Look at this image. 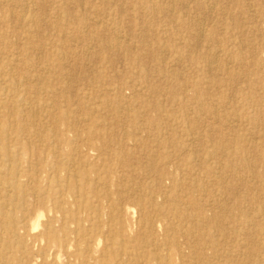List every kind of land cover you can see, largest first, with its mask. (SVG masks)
<instances>
[{"label":"bare ground","instance_id":"6f19581e","mask_svg":"<svg viewBox=\"0 0 264 264\" xmlns=\"http://www.w3.org/2000/svg\"><path fill=\"white\" fill-rule=\"evenodd\" d=\"M10 1L20 7V12L5 16L1 14L0 9V21L5 24L13 20L11 24L23 31L8 34L6 31L0 30V42L9 40V38L16 39V41L25 39L26 41V37L28 38L32 32L31 28L41 21L43 12L40 10L38 17L32 14L29 19H26L29 8H31V12L36 11L33 9L38 4L37 0ZM143 4L148 6L152 12H157L159 8L150 0H144ZM70 15L68 13L66 16L68 22L65 23L68 26L75 21V18ZM59 20L61 24L64 17L57 21ZM89 20L91 22V19ZM97 27L99 28V26ZM57 32L61 34V37L59 35L60 38H57L62 40H60L62 44L60 49L56 43L48 47L49 49L44 48V53L40 50L42 51L40 53L43 54H40L39 60L37 59L35 62L28 58L27 54L30 52V48L27 47L21 54L19 53V56H22L20 62L15 60V65L9 67V63L13 62L9 55L13 57L14 54L7 49L8 44L5 48L0 49V117H5V120H0L2 121L1 126L3 125L0 130V193L1 191L5 193L4 196L0 195V264H28L29 255L32 253L36 255L37 259L31 264H264V231L254 232L255 235L263 236V241L262 239H260L262 242L258 241L257 250H254L253 244V250H248L245 245L237 242L238 236L246 233L243 230L241 232L234 230L239 226L246 229L252 228L254 219L257 217H261L260 219L264 223V204L246 210L232 194L233 191L224 184L228 172L231 176L237 173L232 164L227 162L228 158L234 156L244 163L242 166L245 171H243L247 175H254L250 168L251 165L242 153L240 137L238 135L230 137V140L226 141L224 145L222 144L224 143L222 134L216 135L217 138L207 136V131L213 129L208 123H205L204 119H202L204 122H198L197 119V121H189V117L187 119L184 112L189 108L191 112L198 115L203 113L214 118L215 121L219 119L216 108L212 106V103H210V108V104L207 102L212 99L205 98L203 100L202 98L201 91L204 86L200 90L195 89L193 97L190 98L186 89L192 86L196 87L198 84L188 80L182 84L184 86L181 88L184 92L182 97L170 92L167 93L169 96L167 98L161 96L163 94H159L160 99L154 102L144 100L136 105L128 101L118 105L116 109L121 114L117 118L118 122L131 127L123 134L120 133L119 137L116 134L104 133L103 129L99 127L100 124L94 125V123V129L89 128L79 132L75 126L78 120L71 117V106L67 104V100H64L63 108L59 107L56 101L52 104L48 102L49 96L56 97V99L63 98L62 92L65 88L56 84L60 77L54 78L56 81L54 83L62 90L52 89L49 84L48 86H39L40 79L45 83L53 80V77L49 78V76L54 71L62 69L60 67L63 65L65 57L67 58L64 51L71 50L64 42L68 34L63 32L62 28H58ZM76 32L73 37L79 39ZM197 32L199 33L196 35L201 37V31ZM41 38L37 40H41ZM214 39H212L213 42L218 43ZM9 44L11 43L9 42ZM212 44L211 48H213ZM210 47L208 49H211ZM31 49V51H35L33 45ZM207 52L209 51H204V53ZM256 52L258 53V51ZM197 53L200 54V51ZM69 54L73 55L74 52ZM93 55L92 57H95ZM241 55L242 53L231 51L229 57L232 58V62L236 61L243 68ZM210 57L213 58L211 55ZM200 59L202 58L200 57ZM203 61L201 64L205 63L206 65L203 67L209 69V73L213 72L215 68L212 69V66L215 60L207 58ZM254 64L257 70L264 74V59L255 58ZM23 69L26 71L24 74L22 73ZM222 69L224 68L218 66V70ZM62 71L59 75L61 79H64L67 75ZM227 72H223L227 75L222 76V78L224 76L226 78L209 83L216 88L224 86L230 91L235 90L234 84L238 82L236 78L240 76V71L238 72L236 68L235 73ZM236 72L238 73L236 74ZM214 77L217 79V76L214 75ZM211 78L213 79V77ZM248 78L251 77L248 76ZM175 81H171V83L177 88V80ZM246 82L243 83L246 85ZM155 88V86L152 89L147 86L146 89L156 92ZM66 89L68 90V88ZM209 89L207 88L208 91ZM219 90L221 89L219 88ZM242 91L244 90L238 88L233 92ZM247 96L249 93L239 97L242 101H246ZM67 97H69L68 93ZM70 97L72 96L70 95ZM262 101L261 105L259 104L261 108H259L264 111V100ZM234 102L235 100H233ZM169 103L179 105V111H183H180L182 113L180 118L182 120L184 118L185 125L190 129L193 127L195 130L199 128L200 130L203 128V130L201 132L199 130L195 137L190 136L188 128H186V132L180 130L179 133L183 132L181 134L185 136L184 141L180 143L175 137L176 130L179 128L177 122L179 118L169 116L166 108ZM223 105L226 106L225 101L220 106ZM243 105L247 107V103H243ZM41 111L44 113L41 114ZM197 114L194 115V118ZM86 118L88 117L86 116ZM92 118L94 117L92 116ZM137 119L149 121L136 124L135 120ZM230 121L232 120L230 119ZM228 126L226 127L229 128ZM257 130L259 129L257 128ZM143 135L146 136L145 140L142 137L138 138ZM23 137L35 138L40 144L33 146L28 141L22 142ZM245 138L247 139V137ZM146 142L156 143L162 149L171 147L173 154L184 153L185 145L191 146L192 150L185 153L183 158L179 155L180 157L176 156V159H173L167 155V151L159 153L149 149L146 154L145 152L143 154L145 162L142 164L143 162L138 158V148H144ZM8 143H12V145L9 146ZM133 147L138 148L134 150ZM22 152H24L25 158L22 157ZM6 160L10 161L9 165H6ZM263 161L262 165L264 166ZM260 167L262 168V166ZM139 178L143 179L141 185L136 183ZM257 181H264V175ZM257 181L256 185L259 184ZM262 183L258 191L261 198L264 199V184L262 185ZM256 193H258L257 190ZM224 195L233 200V207L225 208L220 204ZM216 209H219V213L222 212L219 218H224L226 225L233 226L229 230L230 244L227 242L225 232L211 223L212 218L218 216Z\"/></svg>","mask_w":264,"mask_h":264},{"label":"rangeland","instance_id":"374dc122","mask_svg":"<svg viewBox=\"0 0 264 264\" xmlns=\"http://www.w3.org/2000/svg\"><path fill=\"white\" fill-rule=\"evenodd\" d=\"M115 1L65 0L64 2V0H37L38 4L33 9H36V11L31 12V8H29L25 18L29 19L32 14L35 15V17H38L37 15L41 10L43 12V16L41 17V21L44 19L42 21L43 23L41 21H38L36 25L37 27L35 26L31 28V31L33 33L31 32L30 36L28 35V38L26 37V41L25 39H19L16 41V39L14 40L9 38V40H2L0 42V49L2 47L5 48L8 44L7 49H9L14 54L13 57L9 55L10 60H13V62L9 63V67H13L15 65V60H19L20 62L22 56L19 55L24 48H30V52L27 54V56L34 62L37 61V59L39 60L40 54L44 53V48L49 49L48 47L57 43L60 49V45H62L60 42L61 39L59 40L57 38H60L61 34L57 32V29L62 28V31L68 34L64 39V42L71 49L70 51H64L67 55V58L65 57L63 65L60 67L62 68L60 71L64 69L63 71L65 72L67 77L61 79V76L59 75L60 71L58 69V71H54V73L49 76V78L53 77V80L45 83L42 82V79H40V85L38 84V82L37 85L48 86L49 84L52 89L60 90H62V88H59L58 86L61 87L62 85V87L65 88L62 92L63 98L61 97L56 99V97L54 98L52 96H49L48 102L52 104L54 103V101H56L57 105L63 108V106H65L64 100H67V104L71 106V117H75V119L78 120V123H76L75 126L76 129H79V132H83L84 130H87L89 128L94 129L95 124H100L99 127L103 129L104 133L116 134L118 135V137L126 130H130L131 128L128 127V125L125 123L118 122L117 118L121 115L118 109H116L118 105L124 104L128 101L133 102L136 105L144 100L154 102L156 100H159L161 96H165L166 98L169 97L167 93L170 92L178 94L179 97H182L184 93L181 89L184 87L182 86V84L184 82H188V80H190L189 82L198 84V86L196 87L192 86L191 88L188 87L186 89L187 95L190 98L193 97V93L196 90H200L202 89V86H204V90L202 89L201 91V94L203 96L202 98L203 100L205 98L212 99L209 100L211 102H207L209 104L212 103V106L216 108V112L219 116V119L217 120L218 122L215 121L214 118H210L203 113H201L202 115L200 114V119V115L195 112H191V109L189 108L184 110L187 115L186 117L187 119L189 117V121H194L197 119L198 122H204L205 120V123H208V125H210L213 129L211 131H207L209 133H207V136H215L214 138H217L216 135L222 134L224 138V143L222 144L224 145L226 141L230 140V137H234L236 135L240 137V140L242 142V153L247 159L249 165H251L250 168H252V171L254 172V175H252L257 176L253 178V176L247 175L244 172L245 168L243 169L242 166L244 165V163L240 162L239 158L234 156L228 158L227 162H230L232 164L234 170H237V173H235L234 176H231L228 172L225 177L226 183L224 182V184H226V186L231 189V191H233L232 194L235 196V198H237L239 203H241V206L246 210L256 208L257 206H262L264 204V199L261 198L258 190L259 187H261V183L263 182L262 185L264 184V181L260 182L257 180H259V178L261 179L264 175V166L262 165V160H264V111L260 109V105L263 102L262 100H264V74L257 70V67L254 64V60L255 58H259L261 60L264 59V0H172V2L171 0H150L153 4L159 7L157 9V12H152L148 8V6L144 5V0ZM0 4V9L2 11L1 14L5 16H10L11 14L14 15L20 12V7L13 1L0 0ZM63 5L64 7H62ZM208 11L210 12L208 13ZM57 12L59 13L57 14ZM68 13L71 14L70 16L72 18H75V21H73L74 23H72L70 26L66 25V23L68 22L66 20V16L68 15ZM61 17H64V20H61L62 25L60 24V20L57 21ZM89 19H91V22ZM11 23H13V20L5 24L0 21V30L6 31L8 34L23 31L21 28L15 27ZM97 26H99V28ZM197 31H201V37H198V35H196L197 33H199ZM75 32L77 33L79 39L73 37V34ZM115 36H117V38H115ZM118 37L121 38V40H119ZM39 38H41V40H37ZM196 39L198 40L196 41ZM212 39H214L215 42L218 41V43L215 44ZM9 42L11 44H9ZM210 43H213V48L210 47ZM217 44L222 45L218 47ZM32 45L35 48V51H31ZM197 45L201 47L199 48ZM111 46L112 48H110ZM208 47H210L211 49H208ZM194 48L198 52L200 51L201 55L197 53L196 50L194 51ZM40 50H42L43 53H40L42 52ZM36 51L37 53H35ZM190 51H192L193 53H190ZM204 51L209 52L204 53ZM231 51H235V53L239 54L242 53L241 57L242 64L244 66L243 68L240 67L236 61H233L234 63L232 62V58L229 57ZM256 51H258V53ZM68 52H74V54L70 55ZM194 54L196 57L194 56ZM205 54H210L213 58H211L210 55L206 57ZM68 55H70V57H68ZM92 55L95 57H92ZM200 57L202 59H200ZM203 57L205 59L208 58L209 60H215V63L212 66V69H215H213V72H210L211 74L208 72L210 71L209 69L203 67L206 66L205 63L201 64L204 62L203 60H205ZM94 58L97 61H94ZM100 59L102 60L100 61ZM178 59L180 60V62ZM162 61L163 63H161ZM217 61L219 65L217 64ZM72 63L75 66H73ZM214 65H218L220 68L224 69L218 70V66L216 67ZM194 68L196 71L194 70ZM236 68L238 72L240 71V76L241 73L243 74L241 77L237 76L238 78L236 79L238 82H235L234 84L236 89L241 88L244 90L242 92H239L240 95L239 93L233 92L236 89L231 90V92L229 88L223 86L219 87L221 90L218 91L219 88H216L210 84L212 83V81L222 80L226 78L225 76L224 78H222V76L227 75L224 74L227 71H232V73H235ZM25 72L26 71L23 69L22 73L24 74ZM238 72H236V74ZM214 75L217 76V79H214ZM245 75H248L251 78H248V76L246 77ZM56 77H60L59 81H62H58V83H56V81H54V78ZM211 77H213V79ZM175 80H177V88L171 83V81L176 82ZM243 82H246V85L248 84V87H246L245 83ZM238 83L242 84L239 85ZM147 86H149L151 89L153 86H155V89L157 91L155 92L153 90L152 93L151 91L146 89ZM66 88H68V90ZM207 88H210L209 91L207 90ZM247 89L249 90L248 92ZM67 93L69 97L70 95L72 97H67ZM248 93L249 96H247L246 101H242L239 96ZM159 94L163 95L159 96ZM232 95H234V97H232ZM233 100H235L234 103ZM193 101L195 100L193 99ZM224 101L225 105L228 102L230 103H228L226 106H220ZM243 103H247L246 106L248 108L245 107ZM234 104H236L235 107ZM218 105L220 106V108H218ZM209 107L211 108V104ZM232 107H234L235 110ZM166 108L169 116L172 115L174 118H179L177 120V122L179 123V128H177V134L175 136L178 141H180V143L181 141H184L183 139L185 136L181 134L183 132L179 133V131L183 130L186 132V128L189 129V132L191 133L190 136L195 137L200 128L195 130V128L191 127L190 129L187 125H185L184 118L183 120L180 118L182 114L181 112L183 111H179V105L177 106L175 104L172 105V103H169L166 105ZM140 109L143 110L145 108ZM42 111L41 114L44 113ZM195 114L197 115L194 118ZM86 116L88 118H86ZM92 116L94 118L91 119ZM236 116L239 118H237ZM1 119L3 121L5 120V117L2 116L0 117V120ZM230 119L233 122L230 121ZM246 120L248 123L246 122ZM2 121H0V130H2L3 128V125L1 126ZM147 121L149 120L141 121L140 119H137L135 120V123L141 124L146 123ZM231 123L236 128H234ZM226 126H228L229 128H227ZM242 127L245 129H243ZM257 128L259 130H257ZM234 129L237 130L238 134L236 130L234 131ZM201 130H203V128H201ZM243 131H245L246 134ZM194 132L196 133L194 134ZM139 137L144 138V140L146 139L145 135L138 136V138ZM245 137H247V139ZM138 138L136 136V139ZM247 140L250 142H248ZM26 141H28V143L33 146L40 144L35 138L23 137L22 142ZM246 142L248 143L245 144ZM250 143L252 144L250 145ZM8 144L9 146L12 145V143ZM145 145L146 146H144V148L133 147L134 150H137L138 148V158L141 159V161L143 162L142 164H144L145 162V159H143V154L144 152L146 154L147 150L149 149L159 153H162L163 151L165 153L167 151V155L173 159H176V156L178 157L179 155L181 156V158H183L185 153H189L192 150L191 146L185 145L184 147H186V149L184 148V153L177 152L178 154H173L171 147L162 149V147L160 148V146H157L156 143L153 144L150 142H146ZM21 155L23 158H25L24 152H22ZM9 164L10 161L6 160V165ZM254 165L257 169L254 167ZM260 166H262L263 169ZM215 173H218V171H215ZM256 181L257 183H259L258 185H256ZM136 183L141 185V183H143V179H137ZM256 190L258 193H256ZM4 194L5 193L1 191L0 195L4 196ZM220 204H222V206H224L225 208H231L233 207V200H231L227 195H224L221 198ZM218 210L219 209L215 210L216 213H218V216H214L211 220V223H213L216 228L221 229L225 232L227 242L229 243L231 238L229 230L232 229L233 226L226 225V221L224 220V218H219V216L222 215V212L219 213ZM260 218L261 217H257L256 219H254V225L252 226V228L246 229L240 226L234 228L235 231L241 232L243 230V232L246 233L245 235L238 236L237 242H239L241 245H245L248 250H253V247L254 250H257L258 243L263 241V236L261 237L255 235L254 233L257 230L264 231V223ZM260 239H262V241ZM35 259H37L36 255L34 253L30 254L28 258V264H31V262H33Z\"/></svg>","mask_w":264,"mask_h":264}]
</instances>
